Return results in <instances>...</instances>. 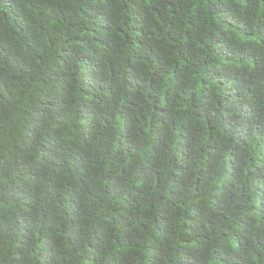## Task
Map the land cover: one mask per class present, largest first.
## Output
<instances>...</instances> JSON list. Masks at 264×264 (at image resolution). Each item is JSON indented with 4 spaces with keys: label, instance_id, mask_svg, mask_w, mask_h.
Masks as SVG:
<instances>
[{
    "label": "trees",
    "instance_id": "trees-1",
    "mask_svg": "<svg viewBox=\"0 0 264 264\" xmlns=\"http://www.w3.org/2000/svg\"><path fill=\"white\" fill-rule=\"evenodd\" d=\"M0 264H264V0H0Z\"/></svg>",
    "mask_w": 264,
    "mask_h": 264
}]
</instances>
